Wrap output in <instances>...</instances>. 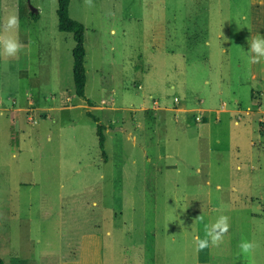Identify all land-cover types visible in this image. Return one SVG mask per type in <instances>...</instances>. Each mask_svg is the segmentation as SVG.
Segmentation results:
<instances>
[{"label": "rangeland", "instance_id": "1", "mask_svg": "<svg viewBox=\"0 0 264 264\" xmlns=\"http://www.w3.org/2000/svg\"><path fill=\"white\" fill-rule=\"evenodd\" d=\"M56 5L0 0V25L18 8L23 44L0 56L3 261L264 264V58L248 59L264 0H69L85 99ZM28 94L36 123L18 109ZM220 215L223 242L196 251ZM242 240L257 246L240 254Z\"/></svg>", "mask_w": 264, "mask_h": 264}, {"label": "clouds", "instance_id": "2", "mask_svg": "<svg viewBox=\"0 0 264 264\" xmlns=\"http://www.w3.org/2000/svg\"><path fill=\"white\" fill-rule=\"evenodd\" d=\"M88 7H92V0H84ZM20 20L18 8L15 12L8 14L0 25V56L7 58L17 57L23 48V44L18 37ZM249 62L259 63L264 58V36H252L248 40ZM203 221V217H199ZM230 218L227 215H220L214 222L205 224L204 237L199 235L193 238L196 251L203 250L209 246L218 247L222 242L225 234L228 233ZM257 245L248 240H242L238 244L240 254H250Z\"/></svg>", "mask_w": 264, "mask_h": 264}, {"label": "trees", "instance_id": "3", "mask_svg": "<svg viewBox=\"0 0 264 264\" xmlns=\"http://www.w3.org/2000/svg\"><path fill=\"white\" fill-rule=\"evenodd\" d=\"M68 2L69 0H57L56 5V17H57V29L62 32H69L72 35L73 46L71 49V73L73 90L76 96L84 98V86H85V68H84V29L83 24L76 19L71 18L68 15ZM29 16L33 21L38 19V14L30 11ZM86 104L90 105V101L86 99ZM85 114L95 122V134L97 137V146L100 150L101 157L105 159L104 152V124L88 110ZM0 264H8L0 257Z\"/></svg>", "mask_w": 264, "mask_h": 264}, {"label": "crops", "instance_id": "4", "mask_svg": "<svg viewBox=\"0 0 264 264\" xmlns=\"http://www.w3.org/2000/svg\"><path fill=\"white\" fill-rule=\"evenodd\" d=\"M28 43V41L26 42V43H24V44H27ZM78 97V96H77ZM54 97H51L50 99H53ZM26 103H25V105L26 106H22V107H18V109H21L23 112H24V114L27 112H32L33 110H34V112H36V108L38 109V107L35 105L36 104V102H35V100L33 99V96L31 95V94H28L27 95V97H26ZM3 109H5L4 107H2V106H0V110H3ZM7 110H9V109H11L10 111H11V113L13 114V116L14 115H16V113L14 112V109L15 108H12V107H10V108H6ZM36 114V113H35ZM25 120H27L26 119V115H25ZM37 120H38V118H37V115H36V121L34 122V123H36L37 122Z\"/></svg>", "mask_w": 264, "mask_h": 264}, {"label": "built area", "instance_id": "5", "mask_svg": "<svg viewBox=\"0 0 264 264\" xmlns=\"http://www.w3.org/2000/svg\"><path fill=\"white\" fill-rule=\"evenodd\" d=\"M34 112V110L32 111ZM27 113L26 115V119L30 122V123H34L36 121V114L34 113Z\"/></svg>", "mask_w": 264, "mask_h": 264}, {"label": "water", "instance_id": "6", "mask_svg": "<svg viewBox=\"0 0 264 264\" xmlns=\"http://www.w3.org/2000/svg\"><path fill=\"white\" fill-rule=\"evenodd\" d=\"M30 10L32 11L31 7H30Z\"/></svg>", "mask_w": 264, "mask_h": 264}]
</instances>
